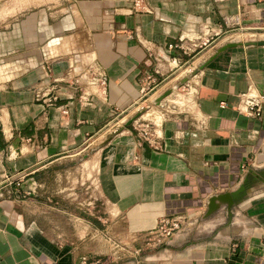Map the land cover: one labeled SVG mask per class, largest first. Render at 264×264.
I'll use <instances>...</instances> for the list:
<instances>
[{
	"label": "crops",
	"instance_id": "1",
	"mask_svg": "<svg viewBox=\"0 0 264 264\" xmlns=\"http://www.w3.org/2000/svg\"><path fill=\"white\" fill-rule=\"evenodd\" d=\"M263 38L264 0H0V264H112L116 252L122 264H264V102L260 115L235 107L264 98V44L243 43ZM229 41L242 43L199 67ZM190 52L204 55L191 98L152 115L155 143L132 127L99 141ZM167 212L188 220L146 243Z\"/></svg>",
	"mask_w": 264,
	"mask_h": 264
},
{
	"label": "rangeland",
	"instance_id": "2",
	"mask_svg": "<svg viewBox=\"0 0 264 264\" xmlns=\"http://www.w3.org/2000/svg\"><path fill=\"white\" fill-rule=\"evenodd\" d=\"M238 33L239 32L232 34L230 40H249L252 38L255 39L259 36L257 34L252 35L246 33ZM184 58H181V60L177 62L176 69L173 72L164 77V79L159 84V89L152 94L146 96L144 95L143 98H141L140 101L128 111L123 121L113 119L106 125H104V127L100 131L99 141L102 139H106L109 135L116 132V130H118L119 128L123 129L132 127L133 129V125L137 126V123L145 119L149 121H155L156 119L154 120V118H152V115L154 113L159 114V116L161 117L165 113L170 114L174 111L185 110V104L181 105V103L185 102L186 97L191 98L190 85L192 84L194 70L198 67V64L204 58V55L199 56L196 53L193 54L190 52ZM160 94H164L161 99L158 98V95ZM129 117H132L133 119L129 124L124 125L125 121ZM97 142L98 140H96L94 144L87 145L83 151V153L87 154L86 156H88L89 160H92L91 155L93 154L96 146H98L99 144ZM83 163L85 164V166H88L86 165V162ZM99 206L100 213L104 206L101 205V203L99 204ZM127 259V257L124 258L120 253L116 252L114 261H112L114 263L112 264H122L119 262H128ZM107 264L109 263L107 262Z\"/></svg>",
	"mask_w": 264,
	"mask_h": 264
},
{
	"label": "built area",
	"instance_id": "3",
	"mask_svg": "<svg viewBox=\"0 0 264 264\" xmlns=\"http://www.w3.org/2000/svg\"><path fill=\"white\" fill-rule=\"evenodd\" d=\"M135 6L138 5V0H133ZM170 47H176V43L173 45L169 44ZM89 81L91 86H97L102 88L105 84V76L101 72L93 73ZM141 91L147 93L151 91L156 83L155 78L151 73L146 72L143 76ZM86 93L80 95L81 98H86ZM57 99L55 93H50L46 95V103L54 104ZM264 102L263 95L261 93H245L240 96L238 103L235 105L236 109L246 113L248 115H260L261 105ZM223 102H220L222 105ZM186 106V105H185ZM62 113L66 112L65 107H61L60 110ZM153 121L142 120L137 123V126L133 125V130L136 131L137 135L142 139L155 143L156 136L153 129ZM244 177V176H243ZM243 179V178H242ZM12 192V191H11ZM188 220V215L184 212H167L161 215L155 225L150 229L142 233V237L146 243L151 245H160L163 244L173 233L178 231L184 222ZM79 264H106V260L101 257H96L92 260H87L85 257H81Z\"/></svg>",
	"mask_w": 264,
	"mask_h": 264
},
{
	"label": "water",
	"instance_id": "4",
	"mask_svg": "<svg viewBox=\"0 0 264 264\" xmlns=\"http://www.w3.org/2000/svg\"><path fill=\"white\" fill-rule=\"evenodd\" d=\"M236 43H242V42H234V41H229V42H226L222 45H220L219 47H217L215 49V51L213 53H211L210 55H208L200 64H199V67H202L207 61H209L210 59H212L217 52L225 49L226 47H229V46H233V45H236ZM243 43H252V44H264V38L263 39H257V40H250V41H245ZM168 93V92H167ZM166 94V93H164ZM164 94H160L158 95V98L161 99V97L164 95ZM158 99V100H159ZM133 118L132 117H129L124 125H127L131 122ZM245 181H246V176L243 177L242 181L239 183V185L237 186L236 189H234L233 191H230V192H223V193H219V194H216V195H212L209 200H208V204H207V209L208 210H211L213 207H214V199H230L231 195L233 194H236L238 192H241L244 190L245 188Z\"/></svg>",
	"mask_w": 264,
	"mask_h": 264
}]
</instances>
